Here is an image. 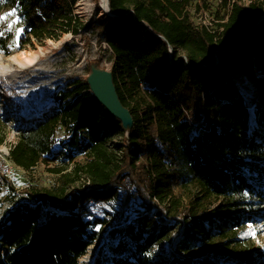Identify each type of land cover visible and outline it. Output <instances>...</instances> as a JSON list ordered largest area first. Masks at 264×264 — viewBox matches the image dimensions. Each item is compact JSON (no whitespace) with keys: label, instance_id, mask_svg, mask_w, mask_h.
Wrapping results in <instances>:
<instances>
[{"label":"trees","instance_id":"trees-1","mask_svg":"<svg viewBox=\"0 0 264 264\" xmlns=\"http://www.w3.org/2000/svg\"><path fill=\"white\" fill-rule=\"evenodd\" d=\"M76 1L0 0L23 20L20 46L78 34ZM190 1L108 0L114 16L102 14L109 23L99 29L129 127L90 92L87 77L99 68L92 62L84 83L53 93L50 113L16 128L8 156L23 170L77 154L86 160L71 171L53 169L56 186L25 189L26 200L0 214V264H78L109 203L118 209L92 264H230L200 247L264 217L235 200L264 203V0H223L226 12H216L209 27L192 20ZM194 7L212 6L202 0ZM253 72L261 106L232 79ZM57 128L64 136L53 148ZM113 136L121 138L115 149L108 146ZM189 184L200 192L192 205L179 193ZM202 196L225 202L196 216ZM164 239V252L154 255L152 246Z\"/></svg>","mask_w":264,"mask_h":264},{"label":"rangeland","instance_id":"rangeland-1","mask_svg":"<svg viewBox=\"0 0 264 264\" xmlns=\"http://www.w3.org/2000/svg\"><path fill=\"white\" fill-rule=\"evenodd\" d=\"M192 4L201 3L202 0H191ZM208 7L209 17L216 18L226 12V6H220L216 0H203ZM223 1V0H222ZM13 10H15L13 12ZM74 13L81 18L82 26L78 34L64 33L56 39H45L42 43H32L20 46L19 35L16 30L22 28L23 20L13 7L0 2V17L13 12L7 20L0 19V65L5 69L0 71V214L11 208L15 203L26 200L25 189L52 188L59 183V173L53 171L62 168V172L71 171L74 163H84L86 156L77 154L72 161L54 160L48 163L39 162L29 170H23L13 164L9 159L10 147L16 141V128L23 123H33L41 120L56 107L53 93L57 90H72L76 85L84 83L92 62L98 67L109 70L114 62V57L107 44L99 25H108L109 20H101V15L106 14L101 7V0H77L73 6ZM18 18V19H17ZM17 20L11 29L8 24ZM198 20H194L197 23ZM23 50L35 52L36 58L30 64H18L12 58ZM180 55H183L181 51ZM256 73H236L232 77L234 83L240 88L246 99L260 102L261 93L258 88ZM255 103H253L254 105ZM252 104H248L251 109ZM190 118V114L186 112ZM184 115V117L186 116ZM187 119V118H185ZM187 119V120H189ZM250 123L255 124L253 117ZM64 134L57 128L54 134L53 148H58L57 140H61ZM121 138L113 136L108 142L109 148H117ZM85 177L82 175L80 182ZM184 204L192 205L200 192L194 184H189L179 191ZM242 202V209L252 211L253 214H264V203L248 195L235 197ZM222 197L202 196L198 205L193 209L194 215L202 216L207 213H216ZM99 209V217L104 218V224H98L96 230L98 236L86 253L79 258L78 264H92L100 247L106 241L105 234L112 225L117 207L109 203ZM221 213L225 209L220 210ZM255 212V213H254ZM246 223L229 232L225 237H215L208 247H200L210 255L222 262L230 264H264V217ZM251 226V228L249 227ZM167 239L155 244L151 252L162 254L165 250ZM107 250V248H106Z\"/></svg>","mask_w":264,"mask_h":264},{"label":"water","instance_id":"water-1","mask_svg":"<svg viewBox=\"0 0 264 264\" xmlns=\"http://www.w3.org/2000/svg\"><path fill=\"white\" fill-rule=\"evenodd\" d=\"M104 10L109 17L114 16L109 8ZM87 83L89 85L90 92L96 98L97 102L105 108L107 114L112 116L114 119L123 122L125 126L124 128L127 129L131 122V115L129 110L125 106L121 105L117 98L112 82L111 72L108 70L93 68L87 77Z\"/></svg>","mask_w":264,"mask_h":264},{"label":"built area","instance_id":"built-area-1","mask_svg":"<svg viewBox=\"0 0 264 264\" xmlns=\"http://www.w3.org/2000/svg\"><path fill=\"white\" fill-rule=\"evenodd\" d=\"M216 1H217V3L222 2V0H216ZM194 6L195 5L192 4V1H190L188 3V5L185 7V9L191 15L192 20H198L197 23H201L204 26L209 27L211 25V21L213 20V18L211 20L208 19V17H209V10L207 9L208 7L207 8L201 7L199 9H196ZM110 17H112V16H110ZM55 105L57 106L56 103H55ZM185 114H186V112L184 113V115ZM185 118L189 119V116L186 114ZM189 121H191V119H189ZM151 216L154 217V215H152V214H151Z\"/></svg>","mask_w":264,"mask_h":264},{"label":"bare ground","instance_id":"bare-ground-1","mask_svg":"<svg viewBox=\"0 0 264 264\" xmlns=\"http://www.w3.org/2000/svg\"><path fill=\"white\" fill-rule=\"evenodd\" d=\"M101 7L102 9H107V0H101ZM35 52H26L21 50L18 55L14 56L12 60L18 64L24 65V64H30L32 63L36 58ZM5 69L4 66L0 65V71H3ZM254 105L252 103L251 108H253Z\"/></svg>","mask_w":264,"mask_h":264},{"label":"snow or ice","instance_id":"snow-or-ice-1","mask_svg":"<svg viewBox=\"0 0 264 264\" xmlns=\"http://www.w3.org/2000/svg\"><path fill=\"white\" fill-rule=\"evenodd\" d=\"M15 10H13V12H14ZM13 12H10V13H8L6 16H4V17H0V19H2V20H7L8 19V17L9 16H12L13 15ZM18 19V18H17ZM17 23V20H13V21H11L9 24H8V28L9 29H11L12 27H13V25L14 24H16ZM23 31V28H18L17 30H16V32H17V36L19 35V33L20 32H22ZM0 34H2V33H0ZM250 228H251V226H249Z\"/></svg>","mask_w":264,"mask_h":264}]
</instances>
